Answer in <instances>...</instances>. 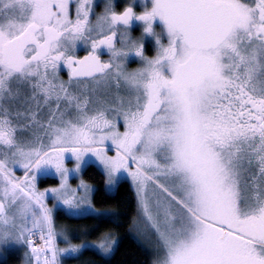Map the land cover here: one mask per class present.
<instances>
[{
    "label": "snow or ice",
    "instance_id": "1",
    "mask_svg": "<svg viewBox=\"0 0 264 264\" xmlns=\"http://www.w3.org/2000/svg\"><path fill=\"white\" fill-rule=\"evenodd\" d=\"M90 165L108 188L129 181L151 264H264V0L99 15L94 0H0V245L25 246V264L111 253V233L77 245L54 219L112 216L93 204Z\"/></svg>",
    "mask_w": 264,
    "mask_h": 264
},
{
    "label": "trees",
    "instance_id": "2",
    "mask_svg": "<svg viewBox=\"0 0 264 264\" xmlns=\"http://www.w3.org/2000/svg\"><path fill=\"white\" fill-rule=\"evenodd\" d=\"M83 177L94 187L92 200L95 208L110 212V218H65L66 223L77 233L81 241L99 239L110 231L118 237L112 253L105 257L94 249H83L77 256L63 259V264H151V255L130 232L135 216V196L127 181L119 182L113 192L105 187V179L100 169L94 165L85 168ZM74 239H78L77 237ZM0 264H21V256L16 251H9Z\"/></svg>",
    "mask_w": 264,
    "mask_h": 264
},
{
    "label": "flooded vegetation",
    "instance_id": "3",
    "mask_svg": "<svg viewBox=\"0 0 264 264\" xmlns=\"http://www.w3.org/2000/svg\"><path fill=\"white\" fill-rule=\"evenodd\" d=\"M130 2H131V0H113V6H114L115 10H117L118 12H121V11H123V9L126 6H129ZM94 3H95V12L97 15H99L100 13L103 12L105 0H94ZM130 6L133 8L134 12L141 13L145 10V7L150 9L153 6V0H145V2L143 4L141 3V0H134V3H131ZM144 27H145V25L143 24V22L138 21L135 18H133V20L131 22L130 31L133 34V36H140ZM153 29L156 31H160V32H163L165 29L163 22L158 17L155 18L153 21ZM144 39L147 42H154L155 43V39L153 38V36H151L149 34H144ZM147 42H146V44H143L144 53H147L149 55V57L154 56L155 51H156V44L154 45V47H151L150 43H147ZM77 50H78V54H80V55L85 54L84 53L85 49L83 48V46L78 45ZM101 55L103 56V58L105 60L108 59V56H107L108 53L106 52V50L102 49ZM127 63H128L129 68H133L135 64H139V63H141V61L139 60L138 57L135 56V54H129V56L127 58ZM62 69H63V66H62ZM65 78H66V76H65ZM67 163H69V167L72 166L70 160H67ZM17 171H18V175L22 174V173H20L19 170H17ZM41 180L43 182V186H48V184L55 186L57 183L56 178L52 177V176L42 177ZM121 181H127L129 183V181L127 179H122ZM71 182H72V184L75 182L74 177H73ZM105 187H106V183H105ZM93 189H94V187H93ZM106 189H107V187H106ZM98 211L103 212L101 210H98Z\"/></svg>",
    "mask_w": 264,
    "mask_h": 264
},
{
    "label": "rangeland",
    "instance_id": "4",
    "mask_svg": "<svg viewBox=\"0 0 264 264\" xmlns=\"http://www.w3.org/2000/svg\"><path fill=\"white\" fill-rule=\"evenodd\" d=\"M146 40L143 39V44H146ZM147 43H150V46L151 47H154L155 43L154 42H147ZM147 56H149L147 53H145ZM140 64V63H139ZM139 64H135L133 68L137 67ZM127 66H128V63H127ZM70 160V159H69ZM71 162V160H70ZM75 178V182L72 184L73 187H75L78 183H79V178ZM82 178L84 179L83 175H82ZM85 180V179H84ZM88 183V182H87ZM89 184V183H88ZM91 185V184H89ZM48 186H53V185H50L48 184ZM92 186V185H91ZM107 187V186H106ZM93 188V186H92ZM115 188H108L107 187V190L109 192H113ZM93 193V192H92ZM92 193H91V197H92ZM49 206L51 207L52 206V202L50 201L49 202ZM60 214L64 215L67 219H70L73 217H70L68 214H67V211L63 208H59V209H56L55 210V214H54V219H55V222L57 224V226H64L67 230V234L69 236V240L71 241V243L73 244H77V245H84V244H90V245H95V244H98L99 242V239H95V240H89V241H81L79 239H81V235L80 233H77L76 231H74L67 223H66V219L65 218H60ZM132 224V222H131ZM108 233H111L113 235V238L116 239V241L118 240V237L116 235H114L112 232L110 231H107ZM130 232L131 234L134 236V238L140 243L143 245V247L149 252V254L151 255L152 257V250H151V247L150 245L147 244V242L143 241L135 232L134 230L131 229L130 227ZM106 233V232H105ZM104 234V233H103ZM102 234V235H103ZM78 238V239H74V238ZM116 245V244H115ZM115 245L113 246V249L115 247ZM67 245L64 244V243H61L60 247H66ZM94 250H96L98 253L99 250L98 248H92ZM83 250V249H82ZM81 250V251H82ZM9 251H16L19 253V255L21 256V264H25V260H26V252H27V249L25 246H22V245H19V244H15V243H9L7 245H0V259L4 258V256L6 255V253H8ZM112 253V252H111ZM111 253L105 255L103 253H100L102 256H109ZM79 253L73 255V256H77ZM73 256H65L63 257L62 259L64 258H67V257H73Z\"/></svg>",
    "mask_w": 264,
    "mask_h": 264
},
{
    "label": "clouds",
    "instance_id": "5",
    "mask_svg": "<svg viewBox=\"0 0 264 264\" xmlns=\"http://www.w3.org/2000/svg\"><path fill=\"white\" fill-rule=\"evenodd\" d=\"M131 3H134V0H131L129 6H126V7H131L130 6ZM105 6L114 8V6H113V0H105ZM144 34H147V33H144V30H143L142 33H141V35L144 36ZM153 38L155 39L156 37H153Z\"/></svg>",
    "mask_w": 264,
    "mask_h": 264
}]
</instances>
